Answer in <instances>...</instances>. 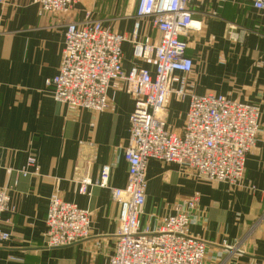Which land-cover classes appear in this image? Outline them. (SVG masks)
<instances>
[{"label": "crops", "instance_id": "obj_1", "mask_svg": "<svg viewBox=\"0 0 264 264\" xmlns=\"http://www.w3.org/2000/svg\"><path fill=\"white\" fill-rule=\"evenodd\" d=\"M254 0H193L199 31L186 40L194 62L188 77L193 94L224 96L251 104L261 113V131L246 159L242 187L197 182L175 165L147 164L146 206L142 224L156 230L160 221L194 197L199 203L188 228L208 244L207 264H264V16ZM125 35L123 70H149L154 61H136L130 40L159 39L151 19L136 18V0H81L67 15L39 14L25 0H0V188L9 191L11 211L0 228L11 240L0 247V264H109L119 230L120 206L111 189L128 180L125 149L130 138L134 100L120 81L111 83L109 108L102 113L55 102L45 82L62 60L67 25L87 16ZM188 101L172 97L167 125L181 131ZM40 173L27 168L29 157ZM111 167L108 188L93 186L79 194L80 182L100 181ZM57 193L68 203L92 212V233L76 245L46 247L49 199ZM226 246L229 248L227 249Z\"/></svg>", "mask_w": 264, "mask_h": 264}, {"label": "built area", "instance_id": "obj_2", "mask_svg": "<svg viewBox=\"0 0 264 264\" xmlns=\"http://www.w3.org/2000/svg\"><path fill=\"white\" fill-rule=\"evenodd\" d=\"M25 1L37 6L43 16L67 15L81 0ZM192 2L136 0V18L151 19L160 37L137 40V23L130 40L133 58L152 59L154 75L136 67L125 72L123 44L128 38L88 15L84 22L67 25L59 72L45 82L54 101L69 108L105 112L109 108L108 92L115 81L122 82L134 100L130 138L124 152L127 184L122 189H111L113 201L120 206V216L109 264H207L208 244L188 233L198 197L163 218L156 230L142 224L140 218L147 201V164L155 160L175 165L197 182L240 188L247 156L261 131L258 107L224 96H198L191 92L188 77L195 66L187 55L186 37L191 31L200 30L193 19ZM253 7L264 16V0H254ZM172 97L188 101L181 131H173L167 125ZM27 168L34 169L33 175L40 173L35 157H29L26 168L20 171L24 177L30 175ZM110 173L111 167L105 166L97 184L87 178L82 180L79 194H86L93 186L108 188ZM10 189L0 188V225L2 214L11 211ZM45 224L47 248L73 246L90 238L92 212L65 202L55 192L49 199ZM10 240L11 235L0 228V247Z\"/></svg>", "mask_w": 264, "mask_h": 264}]
</instances>
